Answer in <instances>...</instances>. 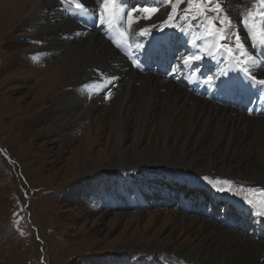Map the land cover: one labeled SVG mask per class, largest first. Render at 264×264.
<instances>
[{
	"label": "rangeland",
	"instance_id": "1",
	"mask_svg": "<svg viewBox=\"0 0 264 264\" xmlns=\"http://www.w3.org/2000/svg\"><path fill=\"white\" fill-rule=\"evenodd\" d=\"M7 1L15 0H0V264H131L132 260L144 261L142 264H219L204 257L197 261L184 258L181 251L210 246L212 241L199 231L201 221L206 220L220 230L222 227L204 217L172 208L150 206L141 211L116 208L121 206L118 200L123 186L132 188L129 190L132 196L133 190L144 184L152 183V186L164 181L170 192L161 193L173 196L174 192L183 194L184 189L178 193L170 185L184 179L199 189L204 185L203 189L210 195L226 202L229 206L224 211L236 212L235 198L257 212L264 209V182L214 170L205 174L197 169L148 165L131 170H103L101 165L107 164L113 153L122 150L113 134L106 135L112 127L110 107L113 103L105 107L106 114L98 119L95 114H85L92 100L88 93L81 108L56 111L59 98L64 97L66 86L72 81L64 76L67 60L45 61L41 55L45 43L35 36V29L24 22L13 24L15 12L20 15L30 0L5 6ZM59 1L53 0L55 9ZM245 4L247 0H237L231 16L243 20L247 12ZM165 9L161 16V11L153 16V24H157L155 17L166 18L171 9ZM35 13L25 19H32L30 16ZM178 15L181 13L177 12ZM82 40L74 39L68 52L74 46L79 47ZM56 69L58 71L52 74ZM141 87L140 84L135 90ZM99 105L96 114L104 108ZM152 125L150 123L149 127ZM127 132L126 143H123L130 146L132 129ZM156 139L157 146L161 136ZM168 140L172 141L173 136ZM182 143L183 138L177 142ZM189 143L186 150L194 147L193 139ZM178 149L180 147L173 152ZM78 153L84 155L79 157ZM194 153L199 159L206 156L199 149ZM229 180L231 185L223 184ZM187 183L179 184L192 187ZM217 188L225 191L215 190ZM152 197L155 196L152 194ZM245 197L253 202L252 206L246 203ZM188 200L189 197L184 201ZM208 200L211 202L210 197ZM195 201L207 203V199L203 202L195 198ZM120 203L126 207L124 202Z\"/></svg>",
	"mask_w": 264,
	"mask_h": 264
},
{
	"label": "bare ground",
	"instance_id": "2",
	"mask_svg": "<svg viewBox=\"0 0 264 264\" xmlns=\"http://www.w3.org/2000/svg\"><path fill=\"white\" fill-rule=\"evenodd\" d=\"M18 1L22 0L7 1L4 5L7 6V4ZM51 1L30 0L28 7L20 15H16L15 12L12 22L14 21L13 24L15 21H19V24L24 22L35 29V36L45 43L41 50L45 61L52 58L53 60L60 58L65 62L67 60L64 76H67V80L72 81L66 86L67 91L64 92V97L59 98L56 111L68 112L70 109L81 108L86 102L87 93L91 90V82L96 83L95 89L102 91H105L107 85L118 84L116 92L112 93L113 96L108 100L109 106L113 103L110 107L112 108V111L110 110L112 127L106 135L113 134L122 150L113 153L109 162L104 166L101 165L103 170H131L141 165H148L197 169L205 174L214 170L219 174L228 173L229 175L231 173L233 177L264 182V120L259 117L247 118L238 111L218 106L213 108V105L195 97L178 84L171 81L163 82L148 74L142 76L137 72L129 71L121 63L120 57L110 47L106 39H102L96 32L82 40L79 47L74 46L68 52L70 44H74V40L70 43L73 32L70 23L62 18L60 10L58 15L54 8L55 3L53 0ZM236 2L237 0H226L225 4L232 22L238 19L231 16L234 13L233 8ZM82 3L97 13L95 0H82ZM256 4L255 0H247V4L244 5L246 11L248 12L249 9L254 11ZM101 7L100 5V10ZM40 10H42L41 13L37 12ZM33 11L36 13L30 16L32 19L26 20V16H29ZM166 11V9L162 11L160 16ZM173 15L177 17V13ZM140 16L142 17L143 13ZM160 16L155 18L161 21L162 17L160 18ZM178 17L176 24L179 20ZM150 24L142 18L139 19V24L133 23L131 29H134L136 33V42H139L137 33L140 32V28L150 29ZM8 25H10V21ZM8 25L6 29L10 27ZM126 26V29L130 31L128 23ZM235 26H239L238 22ZM164 29L170 32L176 30V27H173L170 22ZM237 30L239 31L238 27ZM154 31H150V33ZM240 35H245L243 30ZM56 71L58 69L51 73L54 74ZM113 77H115L114 80ZM140 84L142 87L135 90V87ZM102 96L103 94H99L98 100L92 99L89 102V110L85 114H95V119L106 114L108 109L105 110V107L107 105L102 104L99 106L104 108L96 114L97 110L99 111L97 103L105 102ZM63 102L64 104H62ZM150 123L153 124L151 127H149ZM129 128L132 129L133 144L125 146L123 142L126 143ZM158 135L161 136V142L156 146ZM170 135L173 136L172 141L168 140ZM209 137H211L210 140ZM181 138H183V143L178 145L177 142ZM192 139L194 147L186 150ZM122 145L123 147H121ZM176 147H180L179 151L173 152ZM198 149L206 155L205 158L197 157L194 152ZM131 150L132 152L129 154L128 152ZM77 155L82 157L84 154L78 153ZM226 186L228 187V185ZM200 200L206 202L203 197ZM234 207L238 211L239 208L236 207V204ZM211 224L204 220L203 223L200 222L201 227L199 228V231L212 241L210 246L181 251L182 257L193 261L204 257L219 264H264V231L262 232L263 240L259 237L252 240L237 229L229 230L222 227L220 230ZM257 225L255 222L252 229H255ZM251 233L256 235L255 230ZM212 246H214L213 250H211Z\"/></svg>",
	"mask_w": 264,
	"mask_h": 264
},
{
	"label": "snow or ice",
	"instance_id": "3",
	"mask_svg": "<svg viewBox=\"0 0 264 264\" xmlns=\"http://www.w3.org/2000/svg\"><path fill=\"white\" fill-rule=\"evenodd\" d=\"M120 2L121 0H98V3L102 6L100 14L97 16L101 27L111 29L120 21ZM182 2L183 0H152L150 4L148 0H145V3L139 8H132L127 11V23L130 26V31L128 35H125L123 24L120 25V35L125 37L123 45H132L131 37L136 34L134 29H131L134 22L138 24L139 19L141 18L150 20L161 10L162 7H170L171 10L166 13V18L160 21L161 27L159 30L161 32H163L164 26L169 25V22H172L173 27L177 26V17L173 14L179 11L183 14L179 15L178 19L180 21H185L188 25V31H186L185 25L180 24L178 28L179 31L184 35H188L192 29H204L201 39L213 42L211 47H207V49L204 50L201 49L199 44L189 41L190 48L195 50H190L178 57V59L181 60L183 67L191 69L192 76L196 77V79L200 78L202 70L199 67V64L202 63L204 59H212L217 63H221L225 62V57H228L230 58L228 62L235 61L234 66L237 76L244 87L264 89V78H260L255 74L258 67H264V61H261L258 64L250 49L245 46L243 38L238 33L233 32L232 21L228 9L224 6V0H187L188 7L179 8L178 6ZM60 3H72L75 9L85 14L89 12V9L82 3V0H60ZM255 3H258L260 6L258 12L254 14L251 9H249L247 17L241 21L248 30L250 36L252 35V27L255 25L257 16L261 20H264V0H255ZM193 8H195V14H192ZM141 13H143L142 17L140 16ZM209 13H212V15H209ZM105 14H108L107 19H105ZM216 21L219 22L218 25ZM153 30H156V25H153L151 29L146 27L140 28L139 34H149L150 31ZM261 33L262 37L256 43H259L264 47V28H261ZM233 36L235 37L234 42ZM256 43L251 45L253 49L256 47ZM117 46L120 47L122 45L118 44ZM135 48L136 50H139L143 49L144 46L142 44H136ZM133 66L140 67V64L134 60ZM221 76L226 78L223 81L226 88L236 86L230 82V70L222 71ZM112 79L114 80L115 77ZM213 79V76H209L205 83H208ZM108 96H111L110 91L108 92ZM205 179L207 178L205 177ZM223 183L231 185L232 182L224 181ZM215 190L225 191L223 188H217ZM244 199L246 203L252 206L253 202L251 200H248L246 197ZM256 215L260 218V222L264 223V209L258 210Z\"/></svg>",
	"mask_w": 264,
	"mask_h": 264
},
{
	"label": "flooded vegetation",
	"instance_id": "4",
	"mask_svg": "<svg viewBox=\"0 0 264 264\" xmlns=\"http://www.w3.org/2000/svg\"><path fill=\"white\" fill-rule=\"evenodd\" d=\"M122 257V256H121ZM124 257H127V260H128V256L127 255H124ZM147 260H145L146 262ZM144 261H140V260H136L135 261V264H142ZM126 264V263H125Z\"/></svg>",
	"mask_w": 264,
	"mask_h": 264
}]
</instances>
